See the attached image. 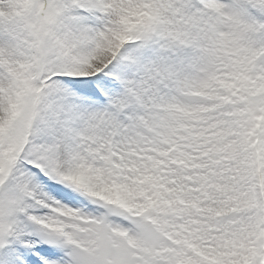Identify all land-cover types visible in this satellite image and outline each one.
<instances>
[{
  "label": "snow or ice",
  "instance_id": "1",
  "mask_svg": "<svg viewBox=\"0 0 264 264\" xmlns=\"http://www.w3.org/2000/svg\"><path fill=\"white\" fill-rule=\"evenodd\" d=\"M0 264H264V0H0Z\"/></svg>",
  "mask_w": 264,
  "mask_h": 264
}]
</instances>
